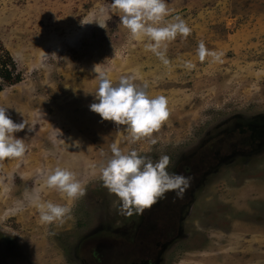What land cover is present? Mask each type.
Segmentation results:
<instances>
[{
    "label": "rangeland",
    "instance_id": "374dc122",
    "mask_svg": "<svg viewBox=\"0 0 264 264\" xmlns=\"http://www.w3.org/2000/svg\"><path fill=\"white\" fill-rule=\"evenodd\" d=\"M111 2L0 0V67L6 52L19 75L2 83L0 106L14 122L29 123L14 134L25 139L24 158L0 162V240L14 245L6 256L11 247L0 243V264H79L85 240L115 234L136 218L118 214L119 200L93 169L111 156L113 143L154 162L168 155V171L179 173L181 158L217 123L238 114L264 117V0H166L167 19L179 15L191 29L169 44L168 66L130 39L117 16L104 20L100 9ZM90 13L105 28L82 26ZM200 41L222 52L221 60L201 62ZM96 65L114 85L135 74L150 97L168 99L170 116L153 134L155 145L128 143L123 126L90 110L98 102ZM56 167L76 174L82 198L70 202L44 187L43 173ZM213 168L189 193L180 232L175 224L157 264H264V150ZM35 190L44 201L69 205L70 218L41 224L27 198Z\"/></svg>",
    "mask_w": 264,
    "mask_h": 264
},
{
    "label": "clouds",
    "instance_id": "9594fccd",
    "mask_svg": "<svg viewBox=\"0 0 264 264\" xmlns=\"http://www.w3.org/2000/svg\"><path fill=\"white\" fill-rule=\"evenodd\" d=\"M100 14L105 21L113 15L117 16L120 24L127 29L130 39L143 42L144 50L152 53L165 66L170 64L167 58L169 44L178 36L186 39L191 34L190 27L179 15L167 19L170 10L166 0H112L110 5L100 9ZM93 23L105 28V23L98 21L95 13H90L80 21L82 26ZM197 55L201 62L208 57L217 62L223 53L209 51L204 42L200 41ZM185 67L191 70L195 65L186 61ZM94 72L98 80L94 98L98 102L92 103L90 110L99 114L103 121L114 122L117 129L123 126L128 143L148 140L155 145L157 139L153 134L160 130L170 116L168 99L163 95L150 97L146 91L148 84H136L135 74L121 76L114 85L107 72L98 65L94 66ZM28 124L25 120L14 122L7 108L0 106V162L24 158L27 151L25 139L17 138L14 134L24 131ZM27 131L31 132L32 127H28ZM76 146H79L78 142ZM170 162L168 155H162L154 162L149 157L139 155L136 150L125 152L113 143L111 156L102 164L93 165V169L98 168L103 186L119 200L118 214L131 218L142 216L145 210H150L160 199H166L168 192H173L175 199H183L192 178L169 172ZM43 175L44 187L58 192L67 201L74 202L86 194L82 182L67 168L56 167L46 170ZM27 198L37 209L41 224H62L65 218H70L69 205L42 200L40 190H35Z\"/></svg>",
    "mask_w": 264,
    "mask_h": 264
},
{
    "label": "flooded vegetation",
    "instance_id": "af4514ba",
    "mask_svg": "<svg viewBox=\"0 0 264 264\" xmlns=\"http://www.w3.org/2000/svg\"><path fill=\"white\" fill-rule=\"evenodd\" d=\"M234 116L206 131L197 141L195 150L181 158L184 166L181 172L177 169L179 174L192 178L183 199H175V194L168 192L166 199H160L142 216L121 225L123 230L85 240V255L79 264H154L159 260L175 224L178 229L177 221L182 218L178 213L186 206L199 183L215 171L212 167L230 161L234 156H251L264 150V117ZM177 231L179 233L180 229ZM2 238L0 243L7 245V250L11 247V252H6L8 256L12 254L14 245L10 240L8 246L7 238Z\"/></svg>",
    "mask_w": 264,
    "mask_h": 264
},
{
    "label": "trees",
    "instance_id": "16d2710c",
    "mask_svg": "<svg viewBox=\"0 0 264 264\" xmlns=\"http://www.w3.org/2000/svg\"><path fill=\"white\" fill-rule=\"evenodd\" d=\"M4 56L5 59L1 61V67H0V90L2 89V83L12 84L18 81L19 79V75L17 73L13 74L14 66L10 60V57L6 52ZM7 64L10 65L9 69L5 67Z\"/></svg>",
    "mask_w": 264,
    "mask_h": 264
},
{
    "label": "water",
    "instance_id": "95a60500",
    "mask_svg": "<svg viewBox=\"0 0 264 264\" xmlns=\"http://www.w3.org/2000/svg\"><path fill=\"white\" fill-rule=\"evenodd\" d=\"M157 262H158V260H156L154 264H157Z\"/></svg>",
    "mask_w": 264,
    "mask_h": 264
}]
</instances>
